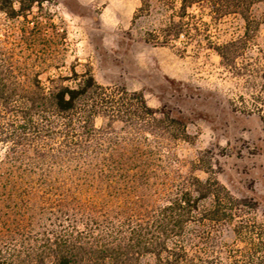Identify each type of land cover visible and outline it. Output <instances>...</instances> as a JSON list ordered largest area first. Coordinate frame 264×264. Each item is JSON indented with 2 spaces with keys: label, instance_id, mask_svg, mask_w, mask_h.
Wrapping results in <instances>:
<instances>
[{
  "label": "rangeland",
  "instance_id": "1",
  "mask_svg": "<svg viewBox=\"0 0 264 264\" xmlns=\"http://www.w3.org/2000/svg\"><path fill=\"white\" fill-rule=\"evenodd\" d=\"M180 2L44 0L14 18L0 8V40L46 87L90 71L100 85L142 92L161 111L159 120L111 129L139 141L152 161L136 198L153 201L164 185L174 189L195 175L218 180L250 203L244 217L264 221V0H199L183 16ZM228 43L222 57L216 47ZM2 176L0 194L7 193ZM14 216L1 198L0 259L41 236L31 217ZM208 230L213 255L222 241L231 244L228 227Z\"/></svg>",
  "mask_w": 264,
  "mask_h": 264
},
{
  "label": "trees",
  "instance_id": "2",
  "mask_svg": "<svg viewBox=\"0 0 264 264\" xmlns=\"http://www.w3.org/2000/svg\"><path fill=\"white\" fill-rule=\"evenodd\" d=\"M42 1L1 0L0 8L14 18ZM180 1L182 16L199 2ZM230 45L216 49L223 57ZM9 49L0 40V175L7 192L0 199L42 232L0 264H143L148 256L154 264H264V221L244 217L250 203L218 180L192 175L174 189L164 185L153 201L135 197L152 161L139 141L111 129L159 120L161 111L142 92L100 85L90 71L75 72L73 84L52 79L56 84L46 87ZM97 118L104 120L99 126ZM209 226L233 233L215 255L207 247Z\"/></svg>",
  "mask_w": 264,
  "mask_h": 264
}]
</instances>
